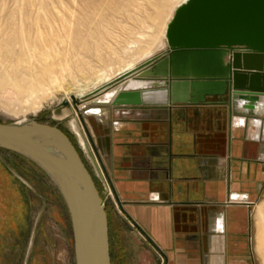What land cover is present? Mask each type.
<instances>
[{"label": "crops", "instance_id": "crops-1", "mask_svg": "<svg viewBox=\"0 0 264 264\" xmlns=\"http://www.w3.org/2000/svg\"><path fill=\"white\" fill-rule=\"evenodd\" d=\"M251 118L204 105L122 107L87 120L110 188L155 245L108 198L138 241L120 244L126 264H253L252 217L264 196V114ZM2 181L19 195L0 163V187Z\"/></svg>", "mask_w": 264, "mask_h": 264}, {"label": "water", "instance_id": "water-1", "mask_svg": "<svg viewBox=\"0 0 264 264\" xmlns=\"http://www.w3.org/2000/svg\"><path fill=\"white\" fill-rule=\"evenodd\" d=\"M103 90L111 91V96H103ZM263 98L264 0H188L175 12L163 52L87 97L71 96L73 106L63 100L54 110L58 119L72 116L71 131L93 175L62 129L36 119L0 123V150L29 160L57 187L70 214L76 264H112L108 212L94 180L103 182L97 162L105 177L106 169L87 120L122 107L157 106L172 111L228 106L232 115L237 100ZM87 105L92 107L82 111ZM113 194L117 207L153 244Z\"/></svg>", "mask_w": 264, "mask_h": 264}, {"label": "rangeland", "instance_id": "rangeland-1", "mask_svg": "<svg viewBox=\"0 0 264 264\" xmlns=\"http://www.w3.org/2000/svg\"><path fill=\"white\" fill-rule=\"evenodd\" d=\"M62 1L69 3L70 0ZM93 1L98 3L97 0ZM161 1L154 0L151 4L148 0H99L102 18L100 16L98 19L95 15L88 16L86 12L85 16L83 12L84 17L78 15L77 18L72 19L74 22H70L71 25L67 24L66 32L60 34V38L56 41V48L60 51L56 60L62 65L56 67L58 77L55 82L48 83L50 87L57 89L60 84H70L74 79L84 77L86 73L95 74L96 69L93 71V68H96L99 62L115 65L119 63L121 60L112 59L109 54L111 49H117L123 41L120 33L125 27H133L135 21L138 26L141 18L149 25L154 24L153 17L163 14L162 10L153 6L154 3H160L166 7L158 24L162 25L167 21L166 17L175 3ZM12 6H14L13 0H0V18ZM92 16L93 19L96 17V21H91ZM9 35L12 38L11 46H14L12 51L8 50L5 38L0 31V46L3 44V47H0V96H2V102L6 104V108L0 106V123L36 119L42 123L59 126L72 136L87 162L77 136L71 131L69 122L72 121V116L65 119L54 116V110L62 105L63 100H68L73 106L72 99H67L62 90L56 93L55 98L46 101L37 113L28 111L19 112L16 115L13 112L16 109L15 106H17L16 111H19L18 107L21 105V103L15 104L14 100L19 93L17 94V90L14 93L11 90L5 94V88H8V85H4V82L9 77L17 78L23 73L31 74L33 69H30L28 59L26 60L21 54L20 46H18L20 39L13 31ZM117 36H120L122 40L120 41ZM145 41L142 43L143 49L148 46ZM165 48H159L153 54L157 55ZM142 61L137 62L136 65ZM63 68L65 71L62 73ZM18 96L21 102L23 96L22 94ZM90 107L92 106L87 105L83 111ZM260 116L263 117V115ZM0 163L15 180V186L19 187L16 189L19 194L17 196L14 195L15 190L7 186L5 181H2L4 185L0 187V264H76L70 214L54 183L38 166L12 152L0 150ZM98 189L111 220L112 264H126L123 260H126V257L123 256L122 259L124 253L119 249L120 244L133 247L138 241L132 234H126V226L115 218L110 203L105 200L106 194L102 184L98 185ZM259 206H264V196L257 202L252 217L253 264H264V216L259 214Z\"/></svg>", "mask_w": 264, "mask_h": 264}, {"label": "bare ground", "instance_id": "bare-ground-1", "mask_svg": "<svg viewBox=\"0 0 264 264\" xmlns=\"http://www.w3.org/2000/svg\"><path fill=\"white\" fill-rule=\"evenodd\" d=\"M13 1L14 6L7 9L5 14H3L0 18V31L2 33V37L5 38L8 50L10 49L11 51L14 46H11L12 38L9 34L13 31L17 35L20 39L18 46H20L21 54L26 58V60L28 59L30 69H33L31 74H27L25 72L26 74L23 73L20 77H9L4 82V85H8V88H5V94H8V91L11 90L13 93L17 90V94L19 93L18 95L22 94L23 96V100L21 102L19 101L21 99H19L18 95L14 97L15 104L21 103L18 107L19 111H16L17 106H15L16 109L13 111L17 115L19 112H39L43 107V104L49 99L55 98L56 93L61 90L64 92L67 99H70L71 96H75L77 99L87 97L96 92V90L103 89L120 74L138 66L136 65L137 62L144 59L141 62L143 63L149 58L155 56L153 54L155 50L159 48L163 49L167 45L168 27L174 18L176 10L188 0H165L171 2L173 1L175 5L174 8L171 9L170 14L168 13L169 15L166 17L167 21L162 25H159L158 22L162 15H164L166 7L163 4L154 3L153 6L163 11V14L160 13L153 17L155 22L154 24L152 23L149 25L145 23L143 18H141V20L138 21L139 24L137 23V26V21L133 20L135 21L134 24L137 27L135 28V25H132L133 27L129 28L125 27L124 31L120 33L122 34L120 36L123 41H121L122 39L120 36H117L121 41L120 46L117 49H111L112 51L109 56L112 59L118 58V61L121 60V63L117 62L118 64L116 63L115 65L113 63L104 64L103 62H99V65H97L96 68H93V71L96 69L94 71L95 74L86 73L84 77L74 79V81L70 84H60L58 88L56 87L57 89L51 88V85L48 84L56 81V78L58 77L56 67L62 65L61 62L56 60L60 54V51L58 50L59 48H56V41L60 38V34L66 32L68 23V25H71L70 22H74L73 20L77 18L78 15H83L84 17L83 12H86L88 16L95 15L99 19L101 16L99 8L100 2L99 0H97L98 3L93 0H70L69 3L62 0ZM148 1L152 4L154 0ZM95 18L93 19L92 16V20L91 18L90 20L96 21ZM144 41L148 44V46L143 49L142 43H144ZM0 47H3V44ZM24 59H22V61ZM5 68H3V70ZM64 71L65 68L62 69V73ZM101 92L103 96H106V98H109L112 94L111 91L108 92L103 90ZM2 101V96H0V106L5 107L6 104ZM84 104L85 103H82L79 108L82 109ZM235 107L240 111L253 112L255 114L263 115L264 98L260 101L240 99L236 101ZM252 119L261 120L253 117L250 120ZM72 126L73 129L76 130L74 121L72 122ZM258 211L261 216H264V206H259Z\"/></svg>", "mask_w": 264, "mask_h": 264}, {"label": "flooded vegetation", "instance_id": "flooded-vegetation-1", "mask_svg": "<svg viewBox=\"0 0 264 264\" xmlns=\"http://www.w3.org/2000/svg\"><path fill=\"white\" fill-rule=\"evenodd\" d=\"M58 127H59V126H58ZM59 128L62 129L61 127H59ZM62 131H64V132L66 133V135L69 137V139L71 140V142L74 144V146H75L76 149L78 150V152H79L81 158L83 159L85 165L87 166V168L90 170V172H91L92 175H93L92 167L90 166V163H89L88 161H87V162L85 161V159L83 158V155H82L81 151L79 150V148L76 146L75 142L73 141L72 136H71L70 134H68L64 129H62ZM94 180H95L97 186L100 185V184H102V186H103V183H102L99 179H97V178L94 177ZM104 204H105V202H104ZM106 209H107V207H106ZM107 211H108V210H107ZM108 217H109V229H110V239H111V220H110V216H109V214H108ZM110 244H111V240H110Z\"/></svg>", "mask_w": 264, "mask_h": 264}, {"label": "built area", "instance_id": "built-area-1", "mask_svg": "<svg viewBox=\"0 0 264 264\" xmlns=\"http://www.w3.org/2000/svg\"><path fill=\"white\" fill-rule=\"evenodd\" d=\"M98 163V166H99V168H100V171H101V173H102V176H103V187H104V189H105V194H106V199L105 200H107L108 198L110 199V198H112V199H114V194H113V191H112V189L110 188V186H109V184H108V182H107V179L105 178V176H104V173H103V171H102V169H101V166H100V164H99V162H97Z\"/></svg>", "mask_w": 264, "mask_h": 264}]
</instances>
